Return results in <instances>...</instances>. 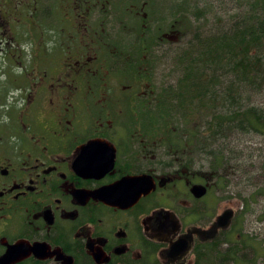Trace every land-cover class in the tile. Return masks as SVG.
I'll use <instances>...</instances> for the list:
<instances>
[{"label": "flooded vegetation", "instance_id": "af4514ba", "mask_svg": "<svg viewBox=\"0 0 264 264\" xmlns=\"http://www.w3.org/2000/svg\"><path fill=\"white\" fill-rule=\"evenodd\" d=\"M248 6L0 0V264L224 260L237 216L198 173L200 135L177 116L195 69L172 61L204 62Z\"/></svg>", "mask_w": 264, "mask_h": 264}, {"label": "rangeland", "instance_id": "374dc122", "mask_svg": "<svg viewBox=\"0 0 264 264\" xmlns=\"http://www.w3.org/2000/svg\"><path fill=\"white\" fill-rule=\"evenodd\" d=\"M238 3L240 6H244V8H247L248 4L255 6L259 10L260 16H264L263 4L260 6L258 0H238ZM227 5L230 6V2ZM44 7L43 4H40L38 10L45 12ZM238 8L239 6L232 9L227 18L229 19L232 15L242 14V11H237ZM249 8L250 6H248V10ZM248 10L246 9L247 15ZM208 13L207 22L203 19L201 21L202 34L204 35L212 32V30L210 31L211 27L208 25L210 12ZM41 16L42 14L40 13ZM224 41L223 38L221 39L218 36H213L211 41L204 40L203 45L207 48L203 51V56L211 57L208 55V52H210V54L214 53L221 58L220 56H223L225 53L223 48L221 50V47L225 45L223 44ZM235 42L239 43V40L234 39L232 44H235ZM192 44L189 45V48ZM212 50L214 52L211 53ZM250 50L254 53L258 51L261 53V60L263 61L260 64L264 67V49ZM236 53L238 54L239 52ZM190 60L195 62L191 66L188 64ZM198 61L199 58L197 56L190 55L188 60H179L177 63L172 61V68L180 69L188 67L198 71L199 67H202V75L199 78L204 88H222L224 85L232 83L238 85V91L241 90L239 86L242 84L240 76L238 75V81L232 68L231 70H227L226 68L222 70L220 67L215 68V66H211L210 61H208V64L205 62L199 63ZM219 66H226L225 61L223 65ZM257 72V69L250 71L251 81L255 79ZM242 93L243 90L240 95L235 96V99L241 100V107L243 109L246 106H258L264 109V85L262 88L256 87L255 90L246 88L245 92ZM181 95L187 100L183 105L186 107V110L180 109L177 112V116H183V128H186L185 132L198 131L202 148L206 146V149L222 152L225 157V161L217 170L211 169L210 162L213 161V158L204 153V150L203 154L199 155V158L196 159L198 173L205 177L208 174L209 177L206 178L208 180L211 179L210 177L214 178L213 182L215 185L213 186V190L217 197L219 211L228 205L234 208L235 216H237L234 229L229 236L231 248L234 251L233 256L236 258V261H233V259L228 261L222 260L219 264H264V134L259 132L244 133L238 130L226 129L227 131L223 135L213 137L212 132L206 128L207 121H211L214 117L213 110L209 108L208 104H205L203 108L193 109L192 104L188 103V91H181ZM204 99L207 100L206 97ZM195 103L199 104L198 100H195ZM219 108L221 109V107ZM203 115L204 117L207 115V117L203 119L201 117ZM210 144L211 147L209 146ZM208 160L210 161L206 162ZM205 264L216 263L207 261Z\"/></svg>", "mask_w": 264, "mask_h": 264}, {"label": "trees", "instance_id": "16d2710c", "mask_svg": "<svg viewBox=\"0 0 264 264\" xmlns=\"http://www.w3.org/2000/svg\"><path fill=\"white\" fill-rule=\"evenodd\" d=\"M248 14V21L250 22L249 28H245L243 31L239 32L235 31L233 38H229V40L223 42L225 45L224 47H221V50L223 48L225 53L223 56H220L221 58L214 53H208V55L212 57H204V62L208 64V61H210L211 66L213 65L215 68L220 67L222 70L223 68H226L227 70H231L232 68L238 81L240 76V82L242 84L239 86L241 90L238 91V85L232 83L224 85L222 88H204L200 82V78H198L200 75L198 74L199 71L191 72V79L189 82H186L187 85L185 91H188L189 93L188 103L192 104L193 109L203 108L205 104H208L209 108L214 112L212 120L207 121V124L205 123L208 131L212 132L213 137L223 135L227 130H238L244 133L259 132L264 134V109L258 106H246V108L243 109L241 107V100L235 99V96L240 95L242 90L244 93L246 88L249 90H255L256 87L262 88L264 85V67L260 64L263 61L261 60V53L259 51L254 53L250 50L264 49V16H260L255 6H252L251 9L249 8ZM234 39L239 40V43L235 42V44H232ZM236 52L239 53L237 54ZM224 61L226 66H219L223 65ZM194 63L193 60H190L189 65L191 66V64ZM256 69L258 72L256 73L255 79L251 81L250 71ZM205 97L207 100L204 99ZM181 100L180 108L183 107L184 102L187 101L182 95ZM195 100H198L199 104L195 103ZM219 107H221V109ZM206 117L207 115H205L204 119ZM164 127L169 128V126ZM183 130L186 131V128H183ZM169 132L172 133L175 131L170 130ZM193 133H195V130ZM196 135L199 134L196 132ZM199 137H196V141H199ZM209 146L211 147V144ZM203 150L205 151L204 153H207L209 157L213 158V161L210 162L213 168L220 167L225 161L222 152H215L211 149H206V146L202 148L200 144L197 149L198 158L199 155L203 154ZM209 161L210 160L206 162ZM233 253V249L223 252L224 261L232 259L233 261H236Z\"/></svg>", "mask_w": 264, "mask_h": 264}]
</instances>
